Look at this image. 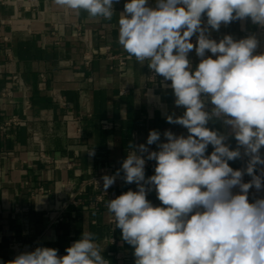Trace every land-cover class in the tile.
I'll return each mask as SVG.
<instances>
[{
  "label": "crops",
  "instance_id": "obj_1",
  "mask_svg": "<svg viewBox=\"0 0 264 264\" xmlns=\"http://www.w3.org/2000/svg\"><path fill=\"white\" fill-rule=\"evenodd\" d=\"M126 2L115 3L113 18L105 20L54 0H0V123L14 116L23 120L0 127V264L37 247L66 255L65 249L83 232L94 234L108 264H135L134 248L122 240L106 205L128 190L136 191V184L125 183L121 171L108 195L98 200L91 186L77 193L80 183L103 169L115 175L129 145H146L151 130L160 133V142H166V130L185 137L188 131L167 122V116L185 111L175 105L171 82L159 75L150 79L147 62L129 58L118 43V18ZM155 3L149 0L150 6ZM209 31L217 41L224 35L236 40L255 35L260 41L257 54L264 52V28L250 19ZM191 41L195 44L196 36ZM107 45L126 56L127 63L119 66L109 59ZM86 54L92 56L89 64ZM189 60L193 68L200 62L195 50ZM212 107L206 102L207 111ZM207 127L225 135L231 150L238 147L230 126L213 119ZM148 148L159 150L156 144ZM42 151L51 162L41 158ZM212 151L209 145L206 155ZM240 151L241 158L228 163L243 171L249 158L242 147ZM260 153L264 156V146ZM148 161L146 178L156 164ZM250 180L243 176V182ZM248 196L249 202L264 198V188H252ZM147 199L161 206L154 188Z\"/></svg>",
  "mask_w": 264,
  "mask_h": 264
},
{
  "label": "clouds",
  "instance_id": "obj_2",
  "mask_svg": "<svg viewBox=\"0 0 264 264\" xmlns=\"http://www.w3.org/2000/svg\"><path fill=\"white\" fill-rule=\"evenodd\" d=\"M54 3L111 20L119 0ZM248 19L264 28V0H156L155 6L128 0L119 15V45L171 82L175 105L185 111L167 116V122L188 131L185 137L166 130V142H160V133L151 130L146 145H129L115 175L102 177L105 192L121 171L125 183L137 186L106 205L122 240L134 248L135 264H264V198L249 202L248 196L250 189L264 188V167L257 175L264 166V52L257 54L255 35L239 40L224 35L217 41L209 31ZM193 50L200 58L195 68L189 60ZM213 119L231 127L235 150L225 135L207 127ZM153 144L158 151L149 150ZM209 145L213 151L206 155ZM241 147L249 158L243 171L228 163L241 158ZM146 160L156 162L147 178ZM245 174L251 177L247 183ZM153 188L161 206L147 199ZM65 252L59 256L58 249L37 247L8 264H108L91 232H83Z\"/></svg>",
  "mask_w": 264,
  "mask_h": 264
},
{
  "label": "built area",
  "instance_id": "obj_3",
  "mask_svg": "<svg viewBox=\"0 0 264 264\" xmlns=\"http://www.w3.org/2000/svg\"><path fill=\"white\" fill-rule=\"evenodd\" d=\"M202 19H203V22L206 24V19H207L206 16L202 17ZM221 26H223V24ZM105 48H106V53H107L108 58L114 60L116 62L115 63L116 65L122 66V65H125L127 63L126 56H124L122 54H119V53L112 52L111 45H107ZM257 52H258V49H257ZM209 53H207V54H209ZM91 59H92L91 54H86L85 55V63L86 64H89ZM111 67H114V65H112ZM156 76H157L156 74H154L152 71H150V75H149L150 79H154ZM14 79L19 81V76L15 75ZM126 91L127 90H123V92H126ZM21 123H23V120L21 118L17 117V116H14V117L8 118L4 122L0 123V127H3L4 125L21 124ZM40 155H41V158L44 161H46V162H51L52 161V157L49 154H47L46 152L42 151ZM148 165H150V162L148 160H146L145 167H147ZM104 175H112V172L110 170L103 169L102 172H100L98 174H95V175L91 176L90 178L82 180V182L80 183V187H79V190L77 191V193L81 194L82 190L85 187L91 186L95 191L98 192L97 199L98 200H103V198L106 195H108L109 191L111 190L113 185L118 180L116 178L115 183L112 186H110L107 189V191L105 192L104 189H103V180H102V177ZM72 202L75 203V204L79 203V201L75 200V199H73Z\"/></svg>",
  "mask_w": 264,
  "mask_h": 264
}]
</instances>
